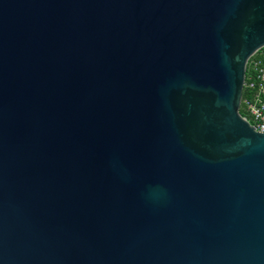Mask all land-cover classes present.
Instances as JSON below:
<instances>
[{
    "label": "water",
    "instance_id": "water-1",
    "mask_svg": "<svg viewBox=\"0 0 264 264\" xmlns=\"http://www.w3.org/2000/svg\"><path fill=\"white\" fill-rule=\"evenodd\" d=\"M262 48L264 0H0V264H264Z\"/></svg>",
    "mask_w": 264,
    "mask_h": 264
},
{
    "label": "built area",
    "instance_id": "built-area-1",
    "mask_svg": "<svg viewBox=\"0 0 264 264\" xmlns=\"http://www.w3.org/2000/svg\"><path fill=\"white\" fill-rule=\"evenodd\" d=\"M248 94L242 98L246 117L260 131L264 132V50L258 51L248 62L244 90Z\"/></svg>",
    "mask_w": 264,
    "mask_h": 264
},
{
    "label": "trees",
    "instance_id": "trees-1",
    "mask_svg": "<svg viewBox=\"0 0 264 264\" xmlns=\"http://www.w3.org/2000/svg\"><path fill=\"white\" fill-rule=\"evenodd\" d=\"M247 94H248V91H247V89H245L244 90V93H243V97H246ZM241 113L243 114V116H246L247 117V113H246V110H245V106L244 105L241 106Z\"/></svg>",
    "mask_w": 264,
    "mask_h": 264
},
{
    "label": "rangeland",
    "instance_id": "rangeland-1",
    "mask_svg": "<svg viewBox=\"0 0 264 264\" xmlns=\"http://www.w3.org/2000/svg\"><path fill=\"white\" fill-rule=\"evenodd\" d=\"M263 50H264V48H263ZM247 113V112H246ZM247 117H249V115H248V113H247ZM249 120H251L252 121V119L249 117Z\"/></svg>",
    "mask_w": 264,
    "mask_h": 264
}]
</instances>
